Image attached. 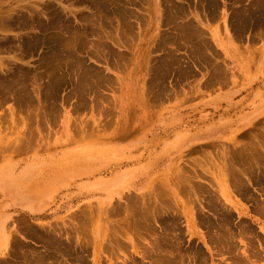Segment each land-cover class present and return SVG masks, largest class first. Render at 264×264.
Masks as SVG:
<instances>
[{"label": "rangeland", "instance_id": "rangeland-1", "mask_svg": "<svg viewBox=\"0 0 264 264\" xmlns=\"http://www.w3.org/2000/svg\"><path fill=\"white\" fill-rule=\"evenodd\" d=\"M253 162L264 0H0V264H264Z\"/></svg>", "mask_w": 264, "mask_h": 264}, {"label": "bare ground", "instance_id": "bare-ground-1", "mask_svg": "<svg viewBox=\"0 0 264 264\" xmlns=\"http://www.w3.org/2000/svg\"><path fill=\"white\" fill-rule=\"evenodd\" d=\"M93 2V0H89V3H92ZM101 2V1H100ZM213 3H214V1H212ZM96 3H99V1H97ZM104 3V2H103ZM102 3V4H103ZM101 4V5H102ZM117 4V3H116ZM210 5H211V3H210ZM118 8L120 9V6H118ZM115 9L116 10V14L119 12V9ZM121 11V14L123 13V11L122 10H120ZM127 13V12H126ZM129 13V12H128ZM125 14V13H124ZM129 14H131V12L129 13ZM115 15V14H114ZM118 15H119V13H118ZM117 15V16H118ZM125 16H126V14H125ZM130 16V15H129ZM35 21V20H34ZM82 21V20H81ZM25 22V21H24ZM32 22V21H31ZM26 23V22H25ZM34 23V22H33ZM120 23V22H119ZM22 24H23V22H22ZM37 24V23H36ZM121 24V23H120ZM128 24V23H127ZM126 24V25H127ZM29 25V24H28ZM31 25H32V23H31ZM25 26V25H24ZM120 26H122V25H120ZM123 28V27H122ZM129 28V27H128ZM131 28V27H130ZM85 29V28H84ZM85 31V30H84ZM44 33V32H43ZM64 36V35H63ZM66 37V36H65ZM77 39V38H76ZM83 39V38H82ZM74 41H76L75 39H73ZM50 41V40H49ZM69 42V41H68ZM67 42V43H68ZM47 43V42H46ZM79 42L77 41V43L76 44H78ZM75 44V43H74ZM63 45V44H62ZM101 45V44H100ZM30 46V45H29ZM54 46V45H53ZM56 46H58V45H56ZM71 46H73L72 45V43H71ZM77 46V45H76ZM99 46V45H98ZM28 47V46H27ZM100 47V46H99ZM53 48V47H52ZM57 49V48H56ZM71 52V51H70ZM28 53H29V51H28ZM117 56V55H116ZM171 57V56H170ZM169 57V59H171ZM166 59V58H165ZM48 60H50V58L48 59ZM72 61H75V60H72ZM168 61V60H167ZM171 61H172V59H171ZM52 62V61H51ZM75 63H77L76 65H79L78 64V62L77 61H75ZM53 64V63H52ZM51 64V65H52ZM55 65V64H54ZM78 67H80V66H78ZM49 68H51V67H49ZM81 68V67H80ZM56 69V68H55ZM47 70V69H46ZM54 70V69H53ZM67 70H68V68H67ZM74 71V70H73ZM65 73V72H64ZM67 73V72H66ZM63 76V75H62ZM63 79V78H62ZM62 79H59V80H61L62 81ZM68 80V79H67ZM50 89V88H49ZM46 93H48V92H46ZM45 93V94H46ZM44 94V95H45ZM49 95V94H48ZM235 154V153H234ZM238 154V153H237ZM240 154V153H239ZM239 156H244V157H246V158H248L249 157V160H252L253 158H258L257 160H262V155H261V153L259 152V150H257V149H253V150H251L249 153H248V155L247 154H244V155H239ZM253 165H258V164H256L255 162H253L252 164H247V166H245L244 168H243V170H245V169H249L250 170V172H251V175L253 176V175H255L256 177H257V182H259L260 181V178L262 177L263 179H264V168L263 167H253V168H251ZM259 165L261 166V164L259 163ZM249 167V168H248ZM251 168V169H250ZM231 171H229L228 170V172H229V174H230V176H231V182H233L232 184H235V185H241V184H243L244 183V181L241 179V177H239L241 174H243V172H242V170H239V169H237V168H235L234 167V169H230ZM224 172V171H223ZM227 172V173H228ZM254 173V174H253ZM244 175V174H243ZM242 176V175H241ZM245 176V175H244ZM261 176V177H260ZM243 177V176H242ZM230 178V177H229ZM230 182V183H231ZM222 184H225V182H222ZM244 190H246V189H240V190H238V193L239 194H241V195H245L246 193L244 192ZM155 198H158V197H160L161 195H153ZM148 197V196H147ZM250 198H248L251 202L253 201V209L257 212V214H259V215H261L260 216V218H262V216H264V202L263 203H259V200H257V198H255V197H253L252 195H250L249 196ZM133 200V199H132ZM135 201V200H134ZM137 202H138V200H137ZM156 202V201H155ZM134 204H136V203H134ZM140 204V203H139ZM155 204V203H154ZM164 204H166V203H164ZM141 205H142V203H141ZM153 205V204H152ZM161 205V204H160ZM138 206V205H137ZM145 206V205H144ZM207 206H209V209L210 210H212V211H214V212H222L220 215H221V222H222V224L224 223V222H227L226 220H227V218H228V216H229V214L228 213H225L223 210L221 211V207L220 206H218L217 205V201L215 200V199H213L212 197H210L209 198V200H208V205ZM153 207V206H152ZM220 207V208H219ZM141 208H142V206H141ZM134 210V209H133ZM134 212V211H133ZM199 214V213H198ZM129 215V214H128ZM188 215L190 216V218H192L193 216H194V214H193V212L191 211V210H189V213H188ZM196 215V217L198 216L197 215V213L195 214ZM162 217V216H161ZM229 217H231V216H229ZM126 218V217H125ZM198 218L201 220V217L200 216H198ZM137 219V218H136ZM135 219V220H136ZM139 219V218H138ZM156 219H158V217H156ZM176 217L175 216H169L168 217V219H167V221H168V223H167V227H168V231H174L175 230V228H176V224H175V221H176ZM232 219V218H231ZM264 219V218H263ZM130 221H132L131 219H130ZM145 221V220H144ZM166 221V220H165ZM191 221H193L194 222V219H191ZM256 221V220H255ZM134 222V221H133ZM146 223V222H145ZM248 223V222H247ZM131 224V223H130ZM194 224V223H193ZM132 225V224H131ZM146 225H147V223H146ZM217 225V224H216ZM250 225V224H249ZM129 227V226H128ZM127 227V228H128ZM131 227V226H130ZM144 227H146V226H144ZM217 227V226H216ZM126 228V227H125ZM132 228V227H131ZM154 228V227H153ZM152 228V229H153ZM246 228H248V227H246ZM130 229V228H129ZM151 229V228H150ZM177 229V228H176ZM127 231H128V229H126ZM73 231H74V229H73ZM79 231V230H78ZM134 231V230H133ZM210 232V231H209ZM50 233V232H49ZM112 233V232H111ZM119 233V232H118ZM144 233V232H143ZM169 233H171V232H169ZM76 234V233H75ZM109 235H110V233H108ZM138 234V233H137ZM180 234V233H179ZM230 234V233H229ZM61 234L60 233H58V236H60ZM121 235V234H120ZM139 235V234H138ZM160 235V234H159ZM169 235V234H168ZM167 234H166V236H167V240L169 241L170 240V238H168L169 236H171V234L168 236ZM216 235V234H215ZM224 235V234H223ZM222 235V236H223ZM234 235V234H233ZM252 235V234H251ZM254 235V234H253ZM140 236H142V235H140ZM222 236H220V237H222ZM231 236V235H230ZM258 236V235H257ZM256 236V237H257ZM117 237H118V235H117ZM175 240L177 239V237H176V235H174V232H173V236H172ZM224 238H225V236H223ZM244 236H242V238H243ZM253 237V236H252ZM97 238V237H96ZM116 238V237H115ZM244 239H245V237H244ZM58 239H56L55 237H52V238H50V242H49V244H53V245H55L56 243V246H55V248L56 249H61V248H68V246L67 245H65V244H61V243H59L58 241H57ZM165 240V239H164ZM178 241V240H177ZM118 242V241H117ZM161 242V241H160ZM179 242V241H178ZM177 242V243H178ZM248 242V241H247ZM80 243H82V242H80ZM99 243V242H98ZM116 243V242H115ZM176 243V244H177ZM231 243V242H230ZM106 244H108V243H106ZM153 244V243H152ZM176 244H175V246H176ZM232 245H233V241H232V243H231ZM253 244V243H252ZM160 245L161 244H158V243H155V248L156 249H158V248H161L160 247ZM234 245H235V242H234ZM177 246H178V244H177ZM165 247L167 248V246L165 245ZM169 247H171V248H173L174 246L173 245H170L169 244ZM168 247V248H169ZM105 248V247H104ZM111 248V247H110ZM115 248V247H114ZM170 249V248H169ZM179 249V248H178ZM236 250V249H235ZM234 250V251H235ZM111 251V250H110ZM169 251V250H168ZM222 251H225V250H222ZM73 253V252H72ZM168 253V252H167ZM169 254V253H168ZM21 258H23V256H21ZM238 263H240V262H238ZM21 264H44V262L43 261H41V260H38V261H32L31 259L30 260H28L27 258H25V259H23V260H21ZM243 264V263H242Z\"/></svg>", "mask_w": 264, "mask_h": 264}, {"label": "crops", "instance_id": "crops-1", "mask_svg": "<svg viewBox=\"0 0 264 264\" xmlns=\"http://www.w3.org/2000/svg\"><path fill=\"white\" fill-rule=\"evenodd\" d=\"M18 198H21V197H18Z\"/></svg>", "mask_w": 264, "mask_h": 264}]
</instances>
